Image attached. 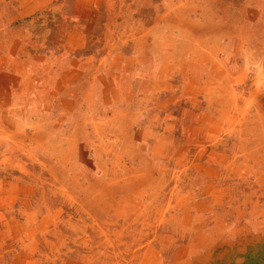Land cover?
<instances>
[{
	"label": "rangeland",
	"instance_id": "obj_1",
	"mask_svg": "<svg viewBox=\"0 0 264 264\" xmlns=\"http://www.w3.org/2000/svg\"><path fill=\"white\" fill-rule=\"evenodd\" d=\"M0 65V264H206L264 219V0H0Z\"/></svg>",
	"mask_w": 264,
	"mask_h": 264
},
{
	"label": "crops",
	"instance_id": "obj_2",
	"mask_svg": "<svg viewBox=\"0 0 264 264\" xmlns=\"http://www.w3.org/2000/svg\"><path fill=\"white\" fill-rule=\"evenodd\" d=\"M0 67H1V65H0ZM19 87L20 86H18L15 89H12L14 91L12 93V97H15V95H17V90L19 89ZM14 101H16V100H14ZM263 113H264V111H263ZM13 119H14V117H13ZM255 152H257L258 154H260V152H261V155L262 154L264 155V146H262V147L254 146L253 151H252V154H254V156H255ZM262 173H264V170ZM262 173L259 176V178H260L259 179V185L261 186V188H262V184H264L262 182V177H264V174L262 175ZM2 181H4V178L2 179ZM24 187L26 189H28L29 193H30L31 186L25 185ZM3 189H4V185H1L0 190L3 191ZM263 193H264V187H263ZM3 198H4V196H2L1 192H0V201H2ZM244 209H245V207H244ZM256 209H258V208H253L252 210H248V211L246 209L245 210L242 209L243 212L240 211L241 209L237 210L238 211L237 218L239 219V222L244 221L243 223H241L242 224L241 228L237 230V232L239 234L235 237L234 244H232L233 246H237V248H235V250H233L231 248L232 247L230 245L231 243L228 241V239L230 240V238L225 239V240L223 239V242L219 244V246L222 247V251L216 249L215 253L213 254L214 258H212L210 260L207 259L209 261L206 264H211L214 260H216V261L219 260L221 264H254V262H253L254 260H259V257H261V256H259L260 253L257 256H255V255L251 256L249 253L254 252L256 250V248L260 246L259 241L264 240L263 239L264 238V219L262 218L261 222H257V221H255L253 223L247 222V219L248 220L250 219V218H247L248 213H250V216H251V214H256V213H258V211ZM262 209L264 210V208H262ZM26 225L27 226H24L22 224H18L17 225V234L18 235H16L13 232V237H17L20 235L27 237V236H29L28 234L31 235L34 231H36V228L33 227L32 224L26 223ZM216 248H217V246H216Z\"/></svg>",
	"mask_w": 264,
	"mask_h": 264
},
{
	"label": "bare ground",
	"instance_id": "obj_3",
	"mask_svg": "<svg viewBox=\"0 0 264 264\" xmlns=\"http://www.w3.org/2000/svg\"><path fill=\"white\" fill-rule=\"evenodd\" d=\"M238 17V16H237ZM213 31V30H212ZM251 33V32H250ZM209 35V34H208ZM113 41V40H112ZM112 45V44H111ZM262 57V56H261ZM236 61V60H235ZM201 67V66H200ZM204 68V67H203ZM189 71V70H188ZM198 71V70H197ZM210 75V74H209ZM91 76V75H90ZM261 80V79H260ZM36 84V83H35ZM44 86H45V84H44ZM31 88V87H30ZM225 88V87H224ZM14 92V91H13ZM29 94V93H28ZM81 94V93H80ZM209 94H211V93H209ZM257 95V94H256ZM14 96V95H13ZM27 97V96H26ZM75 98V97H74ZM234 98H235V96H234ZM232 99V98H231ZM33 100V99H32ZM37 100V99H36ZM251 100V99H250ZM234 101H235V99H234ZM39 102V101H38ZM249 102V101H248ZM252 102V101H251ZM46 103V102H45ZM238 103V102H237ZM254 103V102H253ZM7 104V103H6ZM260 104V103H259ZM19 105V104H18ZM30 105V104H29ZM237 105V104H236ZM38 106V105H37ZM51 106H53V105H51ZM249 106V105H248ZM35 107H36V105H35ZM247 107V106H246ZM29 108V107H28ZM32 108V107H31ZM251 108V107H250ZM255 108V107H254ZM28 110H30V108L28 109ZM251 110V109H250ZM33 111V110H32ZM39 111V110H38ZM256 111V110H255ZM170 112V111H169ZM252 115V114H251ZM32 117H34V115L32 116ZM249 118V117H248ZM1 119V118H0ZM246 120V119H245ZM25 125V124H24ZM32 125V124H31ZM63 127V126H62ZM39 128V127H38ZM3 129V128H2ZM72 129V128H71ZM96 129V128H95ZM43 130V129H42ZM15 131V130H14ZM40 132V131H39ZM44 132V131H43ZM97 132V131H96ZM7 133H9V132H7ZM89 133V132H88ZM3 134V133H2ZM15 134V133H14ZM17 134V133H16ZM38 135V134H37ZM107 135V134H106ZM1 136V135H0ZM5 137H6V135H5ZM19 137H21V136H19ZM34 137V136H33ZM32 137V138H33ZM3 138V137H2ZM12 138V137H11ZM25 138V137H24ZM15 139V138H14ZM20 139V138H19ZM1 140V139H0ZM23 141V140H22ZM40 141V140H39ZM11 142V141H10ZM22 143V142H21ZM43 145V144H42ZM21 146V145H20ZM45 146V145H44ZM104 149V148H103ZM45 154V153H44ZM177 155V154H176ZM88 162V161H87ZM101 163V162H100ZM103 163V162H102ZM184 171V170H183ZM172 175V174H171ZM89 187H90V185H89ZM89 189H91V188H89ZM94 189V188H93ZM93 191V190H92ZM98 191V190H97ZM96 192V191H95ZM21 198V197H20ZM91 198V197H90ZM28 199V198H27ZM94 199V198H93ZM95 200V199H94ZM168 203V202H167ZM94 206V205H93ZM139 207V206H138ZM87 211V210H86ZM171 214V213H170ZM256 219V218H255ZM159 225V224H158ZM179 231V230H178ZM183 234V233H182ZM65 237V236H64Z\"/></svg>",
	"mask_w": 264,
	"mask_h": 264
}]
</instances>
